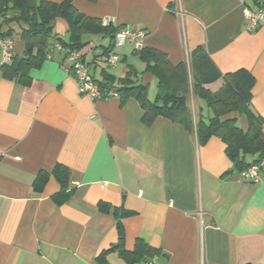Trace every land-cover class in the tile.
<instances>
[{
  "label": "crops",
  "instance_id": "1",
  "mask_svg": "<svg viewBox=\"0 0 264 264\" xmlns=\"http://www.w3.org/2000/svg\"><path fill=\"white\" fill-rule=\"evenodd\" d=\"M72 5L89 18L143 30V48L162 52L173 66L185 64L190 78L215 67L219 78L203 87L216 98L230 95L224 75L249 72L254 78L249 108L264 121V24L245 30L243 0H73ZM10 27L12 55L24 59L21 28ZM66 31L64 20L53 22L54 35L64 38ZM84 39L89 44L80 53L96 80L103 70L121 79L133 67L148 98H154L156 80L144 72L130 42L111 50L118 62L109 67L103 49L112 40ZM69 66L54 52L28 70L27 84L0 77V264H99L98 257L118 241L114 208L133 213L121 220L126 251L137 240L159 251L147 263L264 264V175L256 183L243 180L218 137L199 144L194 130L163 117L143 124L134 99L92 100L79 92ZM189 103L194 121L199 114L209 116L195 95ZM224 119L248 130L238 112ZM56 164L68 172L70 195L60 204L53 199L60 189L51 173ZM41 172L47 180L34 190ZM100 203L110 207L109 214ZM104 259L126 264L117 251Z\"/></svg>",
  "mask_w": 264,
  "mask_h": 264
},
{
  "label": "trees",
  "instance_id": "2",
  "mask_svg": "<svg viewBox=\"0 0 264 264\" xmlns=\"http://www.w3.org/2000/svg\"><path fill=\"white\" fill-rule=\"evenodd\" d=\"M72 1L51 3L44 0H0V39H11L14 29L10 25L15 24L21 28L20 37L25 45V58L18 60L12 55L9 61L0 65V77L27 84L28 70L38 67L54 44L61 45L67 54L72 51L80 52L86 47L89 44L84 39L86 36L113 39L119 27L102 26L100 20L89 18L75 10ZM243 4L251 12L264 11V0H243ZM56 19H62L67 24L64 38L52 33L53 22ZM3 25L7 26V29L1 30ZM111 50L112 44L103 49V54L107 57ZM135 53L145 65L144 72H150L156 80L154 98L152 100L148 98V88L140 82L139 73L133 67H129L126 75L121 79H115L105 70L101 72L100 80L93 77L101 92H114L121 102L134 99L143 111L142 121L145 125L151 124L156 117H163L178 123L187 131L194 130L199 144H203L212 136L220 138L225 143L227 157L239 171L264 159L262 133L264 121L249 108L251 89L254 85V78L249 72L238 70L224 75L230 95L219 99L203 87L219 78V72L215 67H207L202 75L190 79L185 64L171 65L166 55L160 51L142 48L140 52ZM192 54L196 55L195 51ZM189 91L206 104L205 107L209 110L207 118L199 114L198 119L194 121L188 101ZM230 112H238L245 116L248 130H240L232 119L220 120ZM51 173L60 186L59 192L53 196V199L58 204L66 202L70 195L66 188L68 176L66 167L56 164ZM47 176V173H39L32 184L33 189L40 190ZM99 209L109 214L110 207L107 204L100 203ZM132 214L121 208L112 210L111 215L116 219L118 241L108 252L117 251L126 264L147 263L154 255L159 254L157 249L141 240L136 241L132 251H126L123 247L124 234L121 220ZM108 252L105 251L98 257L99 264H107L104 255Z\"/></svg>",
  "mask_w": 264,
  "mask_h": 264
},
{
  "label": "built area",
  "instance_id": "3",
  "mask_svg": "<svg viewBox=\"0 0 264 264\" xmlns=\"http://www.w3.org/2000/svg\"><path fill=\"white\" fill-rule=\"evenodd\" d=\"M243 17L245 20L244 28L247 31L254 30L259 24H264V11L257 10L251 12L246 7L243 9ZM102 26H114L113 19H102ZM146 33L143 30H133L129 28H119L112 39V49L122 47L127 42H130L135 52H140L143 48V39ZM54 52H57L61 57H64L70 66L67 73L70 74L78 85L79 92L88 95L92 100H108L118 97L114 92H101L94 82L93 76L90 73L89 66L84 60L79 51H72L66 54L64 48L59 44H54L48 51L45 59H51ZM12 56V40L10 38L0 39V57L2 63L9 61ZM118 62V56L111 51L105 59V63L109 67H114ZM241 177L246 182L256 183L264 175V159L260 162L251 165L249 168L240 172ZM153 264V263H147Z\"/></svg>",
  "mask_w": 264,
  "mask_h": 264
},
{
  "label": "rangeland",
  "instance_id": "4",
  "mask_svg": "<svg viewBox=\"0 0 264 264\" xmlns=\"http://www.w3.org/2000/svg\"><path fill=\"white\" fill-rule=\"evenodd\" d=\"M187 74H188V78H190V72L187 70ZM191 79V78H190ZM152 89H154L153 87H150V91L152 90ZM189 95H188V101H189V97H191L192 96V94H191V92H189L188 93ZM189 105H190V103H189Z\"/></svg>",
  "mask_w": 264,
  "mask_h": 264
}]
</instances>
